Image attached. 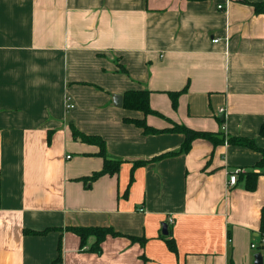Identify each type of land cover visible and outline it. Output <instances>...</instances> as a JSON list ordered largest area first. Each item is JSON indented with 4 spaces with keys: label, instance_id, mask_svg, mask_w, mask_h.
Masks as SVG:
<instances>
[{
    "label": "crops",
    "instance_id": "crops-1",
    "mask_svg": "<svg viewBox=\"0 0 264 264\" xmlns=\"http://www.w3.org/2000/svg\"><path fill=\"white\" fill-rule=\"evenodd\" d=\"M263 1L0 0V264L264 258L261 153L203 138L181 152L185 135L171 130L264 148V13L255 9ZM131 90H149L162 115L125 108ZM125 118L165 131L145 134ZM80 134L101 136L120 170L91 179L104 158ZM72 227L117 234L98 253L96 236L82 247Z\"/></svg>",
    "mask_w": 264,
    "mask_h": 264
},
{
    "label": "trees",
    "instance_id": "trees-1",
    "mask_svg": "<svg viewBox=\"0 0 264 264\" xmlns=\"http://www.w3.org/2000/svg\"><path fill=\"white\" fill-rule=\"evenodd\" d=\"M255 9L257 13H264V1L261 3H256L255 4ZM149 90H131L128 91L124 94V102L123 106L128 109H133V110H138L144 113V115L148 114H160L159 112L153 110L150 106L149 103ZM179 93H171V96L173 97V104L176 105L177 103V98H178ZM125 121L127 122H132L135 123L137 126L141 127L143 129V132L145 134H150V133H160L165 130L157 129L152 126H150L145 118H125ZM172 131H179L184 133L185 135V140L181 148V152H186L189 151L190 148L192 147V144L194 140L198 138H203L210 140L214 144L218 143H230L234 145H242L246 146L249 148H253L258 150L261 153V159L257 163V167L261 169V171L264 173V148H261L256 145L255 141L253 139L247 138V137H227L223 136V138L219 137V134L214 133V132H205V131H196L191 128H188L184 125L176 124L173 128H171ZM261 134L264 135V125L261 128ZM81 136V134H80ZM82 139L91 142V143H96L101 147L100 150V155L103 156L104 158V167L101 171L99 172H94L90 178L91 179H96L100 177L101 175L104 174H115L120 170L121 166V161L120 160H114L111 158H108L106 154V143L105 140L98 135H91V136H81ZM174 152L164 154L165 155H171ZM144 162H137L136 164H143ZM257 177L258 173L254 171H250L245 175V180H246V188L248 190H254L256 188L257 184ZM261 230H262V235L264 237V207L262 210V218H261ZM75 233H77L80 238H81V244L82 247H84L87 238L90 235H95L97 240L94 243V245L91 247V250L100 253L101 252V244L104 241V239L107 237L109 234H117L112 228L109 227H72L71 228ZM50 229H45L43 231H34V230H26L25 233L27 234H45L49 231ZM169 245L172 250H176V244L174 243L173 240L169 241ZM61 250V246H60Z\"/></svg>",
    "mask_w": 264,
    "mask_h": 264
},
{
    "label": "water",
    "instance_id": "water-1",
    "mask_svg": "<svg viewBox=\"0 0 264 264\" xmlns=\"http://www.w3.org/2000/svg\"><path fill=\"white\" fill-rule=\"evenodd\" d=\"M115 98V103L116 105L118 106H121L122 105V101H123V97L121 95H115L114 96ZM164 233H168V226L167 224L164 225V230H163ZM255 264H263V254L261 252H258L256 255H255Z\"/></svg>",
    "mask_w": 264,
    "mask_h": 264
},
{
    "label": "built area",
    "instance_id": "built-area-1",
    "mask_svg": "<svg viewBox=\"0 0 264 264\" xmlns=\"http://www.w3.org/2000/svg\"><path fill=\"white\" fill-rule=\"evenodd\" d=\"M219 7L222 8L223 6L220 5ZM216 41H218V40H216ZM67 107L71 108V107H73V105L68 104ZM224 110H225L224 108L220 109L221 112H224ZM228 182H229V185H235L237 183V172L229 174V181ZM174 221H175V219L173 217H169V222L173 223ZM262 244L264 245V237L262 239Z\"/></svg>",
    "mask_w": 264,
    "mask_h": 264
}]
</instances>
